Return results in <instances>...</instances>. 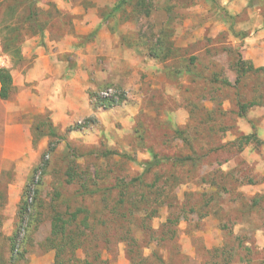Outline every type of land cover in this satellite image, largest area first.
<instances>
[{"label":"rangeland","instance_id":"374dc122","mask_svg":"<svg viewBox=\"0 0 264 264\" xmlns=\"http://www.w3.org/2000/svg\"><path fill=\"white\" fill-rule=\"evenodd\" d=\"M103 26L121 51L96 71L118 83L89 117H24L23 147L17 91L0 100V264H264V0H0L13 67L72 36L73 69ZM108 89L122 101L94 109Z\"/></svg>","mask_w":264,"mask_h":264},{"label":"crops","instance_id":"0c3cea01","mask_svg":"<svg viewBox=\"0 0 264 264\" xmlns=\"http://www.w3.org/2000/svg\"><path fill=\"white\" fill-rule=\"evenodd\" d=\"M83 28L86 29L85 26ZM96 30L89 29V33L87 32L88 34L96 32V44L87 46L82 50V54L75 52L78 59L73 69L68 68L69 63L65 59L66 54L71 51L66 45L70 47V43L75 41L72 36L63 38L60 45H57V51L53 49L45 51L36 46V39H30L20 48L18 66L13 67L12 61L8 59L7 67L12 68L9 71L12 87L17 91L15 103L13 107H8V113L11 117L19 118L13 123L15 125L12 131L23 143V147L28 145L30 137L29 128L23 126L24 117L46 112L51 125L64 129L92 114L89 92H94L99 85H117L118 79L114 81L112 74L96 71L95 62L96 56L99 55L109 62L117 59V50L121 51L120 37L105 26L102 30ZM94 50L97 53H94ZM85 52H88L87 56H84ZM84 59L87 61L84 62Z\"/></svg>","mask_w":264,"mask_h":264},{"label":"trees","instance_id":"16d2710c","mask_svg":"<svg viewBox=\"0 0 264 264\" xmlns=\"http://www.w3.org/2000/svg\"><path fill=\"white\" fill-rule=\"evenodd\" d=\"M32 1H34V0H32ZM9 46H11V47L14 46V43H10ZM2 50L4 52L3 48H2ZM5 51H7V50L5 49ZM14 54L17 57V61H18L20 59L19 48L18 49L14 48ZM256 71H263L264 72V68L256 70ZM237 81L238 80H236L235 82L237 83ZM12 90H13V87H12V78H11L10 72L8 70H1L0 71V100L6 101L7 99H9V97L12 93ZM89 98H91L90 95H89ZM94 98H96L95 99L96 103L93 107L94 109H96V108L110 109V108H112V106L117 105V103H119L114 98L103 99V98H100L99 95H96ZM116 98H118L120 101H122L123 97L121 96V97H116ZM252 107H254V104H252V103L248 104V105H238V110H239L240 116H242L246 112L247 109L252 108ZM42 137H49V138H52L55 140L64 141V138L57 135V133L55 132V129L52 126L48 127L47 133L45 135L44 134L38 135V138H42ZM255 137H256V132L253 128V135L251 137L244 139V140H248V141L251 139L255 140ZM112 155H116L119 158L130 160L129 157H127L125 155L114 154L111 152H108L105 154V156H112ZM152 158H153V161H152L153 163H150V165H152V166H155L157 164H160V163L166 161L165 159H156V157H152ZM189 160H191V159L190 158H184V159H180L178 162L183 163V162H188Z\"/></svg>","mask_w":264,"mask_h":264},{"label":"built area","instance_id":"2783aa9c","mask_svg":"<svg viewBox=\"0 0 264 264\" xmlns=\"http://www.w3.org/2000/svg\"><path fill=\"white\" fill-rule=\"evenodd\" d=\"M8 58L7 56L4 54L2 47L0 45V71L1 70H7L8 69ZM116 93L113 89H108L105 90L104 92H102L99 97L103 98V99H110V98H114L116 99Z\"/></svg>","mask_w":264,"mask_h":264}]
</instances>
